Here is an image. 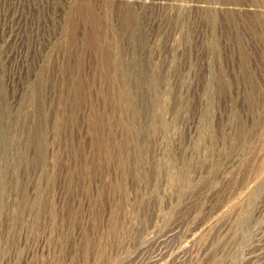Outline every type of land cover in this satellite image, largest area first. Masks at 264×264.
<instances>
[{
  "label": "rangeland",
  "instance_id": "1",
  "mask_svg": "<svg viewBox=\"0 0 264 264\" xmlns=\"http://www.w3.org/2000/svg\"><path fill=\"white\" fill-rule=\"evenodd\" d=\"M0 264H264V0H0Z\"/></svg>",
  "mask_w": 264,
  "mask_h": 264
}]
</instances>
